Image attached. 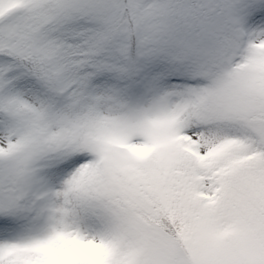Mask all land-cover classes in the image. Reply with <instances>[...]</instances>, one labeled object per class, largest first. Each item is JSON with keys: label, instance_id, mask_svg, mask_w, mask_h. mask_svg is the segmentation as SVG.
Instances as JSON below:
<instances>
[{"label": "snow or ice", "instance_id": "6c2138e0", "mask_svg": "<svg viewBox=\"0 0 264 264\" xmlns=\"http://www.w3.org/2000/svg\"><path fill=\"white\" fill-rule=\"evenodd\" d=\"M0 264H264V0H0Z\"/></svg>", "mask_w": 264, "mask_h": 264}]
</instances>
